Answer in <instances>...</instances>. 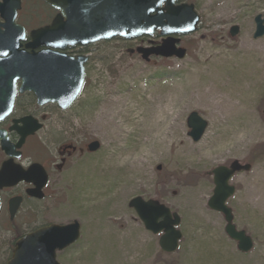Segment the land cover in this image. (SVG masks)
Instances as JSON below:
<instances>
[{
	"label": "rangeland",
	"instance_id": "obj_1",
	"mask_svg": "<svg viewBox=\"0 0 264 264\" xmlns=\"http://www.w3.org/2000/svg\"><path fill=\"white\" fill-rule=\"evenodd\" d=\"M179 1L192 3L200 17L196 32L178 36L184 59L147 63L128 52L140 39L94 44L82 88L63 112L73 115L69 129L46 124L26 146L22 166L56 160L61 143L83 151L70 155L61 171L50 170L44 198H24L13 224L6 200L24 187L1 193L0 264L10 256L11 227L23 234L73 220L80 237L57 252L60 264H264V76L257 74L264 72V36L251 38L252 18L264 12V0ZM232 25L240 28L235 39L228 35ZM156 35L148 39L159 41ZM213 71L223 75L212 81ZM239 72L244 76L237 80ZM159 97L174 105L172 116L154 126L148 101ZM192 111L207 121L198 142L187 135ZM92 140L100 148L90 153L85 146ZM233 160L251 164L231 178L236 191L227 201L234 225L253 241L247 253L225 234L223 216L206 205L210 171ZM134 196L157 200L180 216L175 252H162L159 235L143 228L127 205Z\"/></svg>",
	"mask_w": 264,
	"mask_h": 264
},
{
	"label": "water",
	"instance_id": "obj_2",
	"mask_svg": "<svg viewBox=\"0 0 264 264\" xmlns=\"http://www.w3.org/2000/svg\"><path fill=\"white\" fill-rule=\"evenodd\" d=\"M59 12L50 25L31 30L30 41L20 49L19 40L23 29L14 23L15 12L20 8L19 0H2L1 16L7 22L4 40L0 38V119L7 116L15 96V82L20 80L19 92L31 91L39 104L53 102L61 108L69 106L77 97L84 78L85 56L72 57L60 50L67 45L89 44L98 40L114 37L132 39L150 36L156 30L162 37L157 44L137 46L129 53H137L148 62L151 56L162 58L185 57L186 49L179 45L175 35H184L196 30L199 16L193 4H176L175 0H43ZM253 40L264 36V12L253 16ZM228 34L231 38L239 34V27L232 25ZM153 43V42H152ZM44 49L34 51L39 46ZM4 51V52H3ZM8 53V55L3 56ZM29 117L19 119L22 126L15 124L19 134L16 144L9 142L6 133L0 130V146L9 157L0 166V189L12 187L19 182H30L32 186L25 194L37 199L43 198L42 188L47 182V174L39 163H32L24 169L13 161L19 157V148L26 136L40 128L39 124L29 121ZM189 128L187 135L193 142L200 140L207 121L192 111L186 118ZM87 151L95 152L99 141L92 140ZM249 163L233 160L229 165L213 168V189L206 204L209 209L219 212L224 218V232L236 242L239 251L246 253L253 247V241L242 229L233 224L232 210L226 201L235 192L229 183L231 177L239 172L249 171ZM157 169H160L157 166ZM22 197L12 196L7 202L9 220L21 204ZM132 208L143 227L152 234H160L158 246L162 252L172 253L182 237L177 229L180 217L167 206L154 199L134 196L127 203ZM80 235V224L73 220L69 223H49L22 235L14 242L10 258L5 264H60L56 252L73 244Z\"/></svg>",
	"mask_w": 264,
	"mask_h": 264
},
{
	"label": "flooded vegetation",
	"instance_id": "obj_3",
	"mask_svg": "<svg viewBox=\"0 0 264 264\" xmlns=\"http://www.w3.org/2000/svg\"><path fill=\"white\" fill-rule=\"evenodd\" d=\"M1 1L2 0H0V4L3 3ZM29 2L31 4L30 6H33V7H30L29 5H27L25 0H19L20 8L16 10L15 18H14V23L23 29V38L19 40V43L21 45L20 49H25L27 52H30V49L24 46L30 41V37H29L30 31L37 30V29L50 25L53 18L58 13L57 9L51 7L50 5L45 3L43 0H29ZM0 8H1V5H0ZM6 22L7 20L3 16H1V12H0V38L2 39V41L4 40V36L6 32V28L4 26ZM141 43H144V41L141 40ZM94 44L67 45L64 47V49L60 51L72 57L85 56L86 62L84 64V69L86 71L90 63L91 52L94 51L93 50ZM44 47L45 46L41 45L35 48L34 51H39L41 49H44ZM6 55H8V53L4 54L3 56H6ZM69 107L65 109H61L55 103L39 104L35 96L31 92L25 91L22 93H17L14 99L13 107H12L10 114L0 120V129L5 130L7 132L9 140L15 143L19 138V134L17 133L15 129H10V127L13 124H15L16 126H22V122L18 121V119L30 116L29 121L34 122V124L36 123L39 124L40 128L37 131H35L33 134L25 138L20 149L19 150L16 149V151L19 152V157L13 158V161L22 165V160L24 159V150L26 146L38 134V132H40L41 130L45 128L46 124H48L49 122L55 123L57 129L60 128V130H62L63 133H66L67 129H69L70 127V124H71L70 120L73 115L72 113L63 114V112L66 111ZM67 116L68 118H67L66 123L62 122L63 117L65 118ZM56 150H57L56 160L44 161L42 163L38 162L42 165L43 169L45 170L48 179L50 178L49 172L51 169L55 168L58 171H61L66 165L67 158L70 157V155H73L74 153H76L77 151L78 153L82 152L83 148L75 146L70 143H61ZM0 155H1L0 157V165H1V163L4 160H7V156L3 153L1 148H0ZM18 186L19 187L23 186L24 187L23 191L25 192L27 188L31 187V184L23 182L17 185L16 187ZM6 189H12V188H4L1 191V193ZM44 189L45 188H43V192H44ZM17 194H20V193H17ZM12 195L14 194H11L10 196ZM26 198L34 200V198H31V197H26Z\"/></svg>",
	"mask_w": 264,
	"mask_h": 264
},
{
	"label": "bare ground",
	"instance_id": "obj_4",
	"mask_svg": "<svg viewBox=\"0 0 264 264\" xmlns=\"http://www.w3.org/2000/svg\"><path fill=\"white\" fill-rule=\"evenodd\" d=\"M248 69H251L250 67H248ZM248 72V70H247ZM246 72V73H247ZM258 75L264 76V72L263 73H257ZM212 75V81L213 79H217L220 78L223 75V72H218V71H213L211 73ZM235 77V79H240V77L244 76L243 72H239V73H234L233 75ZM209 82H211V80L209 79ZM214 91V88H211V90L209 89L206 94H208L209 92ZM245 98V97H244ZM170 99L164 98L161 99L160 97L157 99L152 100V98L148 101L149 103V109L151 112V115L149 117L150 121L152 124H154V126L158 125L159 123H164L168 120V118H170V116H172L171 112H170V107L174 105V103H169V104H165L163 102H169Z\"/></svg>",
	"mask_w": 264,
	"mask_h": 264
},
{
	"label": "trees",
	"instance_id": "obj_5",
	"mask_svg": "<svg viewBox=\"0 0 264 264\" xmlns=\"http://www.w3.org/2000/svg\"><path fill=\"white\" fill-rule=\"evenodd\" d=\"M10 232L13 236V240L10 243V246H12L14 244L15 239H17L19 236H21L22 233L17 229V227H11Z\"/></svg>",
	"mask_w": 264,
	"mask_h": 264
}]
</instances>
